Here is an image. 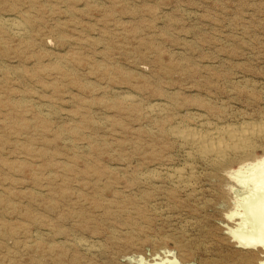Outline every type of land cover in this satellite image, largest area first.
Returning <instances> with one entry per match:
<instances>
[{"label":"rangeland","instance_id":"374dc122","mask_svg":"<svg viewBox=\"0 0 264 264\" xmlns=\"http://www.w3.org/2000/svg\"><path fill=\"white\" fill-rule=\"evenodd\" d=\"M203 121L264 124V0H0V264H257L264 137L211 164Z\"/></svg>","mask_w":264,"mask_h":264},{"label":"bare ground","instance_id":"6f19581e","mask_svg":"<svg viewBox=\"0 0 264 264\" xmlns=\"http://www.w3.org/2000/svg\"><path fill=\"white\" fill-rule=\"evenodd\" d=\"M5 23H8L10 25V28L15 30L16 33L18 32L19 35L20 34L23 35V33H25L24 28L21 26V24L19 22L12 20V19H7L5 21ZM129 99L133 100L134 98L133 99L129 98ZM132 105H135V104H132ZM132 105L130 107H133ZM135 107H137V106L135 105ZM167 107L163 103H157V104L151 106L150 110H151V112H156V111L165 112ZM185 125H187V124H185ZM170 129H169V131H170ZM171 134L174 135L175 137L181 139L182 141L191 144L195 150L196 155L200 159H202L208 163H211V164H218V163H223L233 154H237L244 149L246 150V148L250 144L251 139H253L255 137H264V124H258V123L255 124V123L249 122V123H243L241 126H233V125L219 126L216 124L214 125L213 123L203 121V122H200L199 125L197 124L195 127H191V126L174 127V128H172ZM222 167H224V166H222ZM250 167L251 168H249V170L252 172L251 173L252 177H249V178H250V180H252L251 182H255L254 184L264 183V176H261V175H264V160H262L261 162L251 164ZM242 169L243 168L239 169L238 172H242ZM164 171H165L164 173L170 174V176H173L172 178L175 177L177 180V183H180V182L186 183V181L188 180L187 178L182 176V174H181L182 172H180V170H178V169H167ZM244 173H245V171H244ZM251 174H249V175H251ZM249 175H246V176H249ZM242 177H244L242 179L246 180V182H247L248 178L245 179L246 177L243 175H242ZM169 178H171V177H169ZM249 182L250 181H248V183ZM251 184H253V183H251ZM243 185H245V184L243 183ZM263 185L264 184L259 185V186L256 185V186L258 188L260 186H261V188H264ZM253 187L254 186H252V188ZM162 188H164V187H162ZM249 188H250V190L252 189L251 187H249ZM259 190H261V189H259ZM247 191H249V190H247ZM251 191L247 192L248 196L241 197V200H243V202H244V200L247 201L252 197L253 194ZM254 191L256 192V190H254ZM259 198H260V200H258ZM239 199H238V201L241 202V200H239ZM258 199L252 201L251 203L249 202L250 204L248 205L247 211L249 213H251L252 217L254 218V219L252 218L254 220V222L256 220L258 223H260V225H259L260 231L256 228L257 229L256 231H259V232H254V231L251 232L250 229H249L250 232H248V231H246L245 233L243 232L245 230L244 227L247 223H245L244 222L245 220H243L244 213L241 212L237 208L235 210H232L231 212H229V214L227 215V218H228V220L229 219L232 220L235 218L236 219L240 218V220L242 219V221H240L239 223L236 222V224H237L236 228H230V232H231L232 236L234 237L235 241L238 243V245H241L244 248H253V249L254 248H260L261 249L260 251L263 253L261 254V257L258 259L257 264H264V196H261V197L259 196ZM239 207H240V205H239ZM145 208H147V207H145ZM250 218H249V220H250ZM256 227H258V226H256ZM253 230H254V228H253ZM247 262H249V261H247ZM252 262L253 261H251V264H252ZM172 264H179V262L177 261V259H175L172 262ZM253 264H254V262H253Z\"/></svg>","mask_w":264,"mask_h":264}]
</instances>
